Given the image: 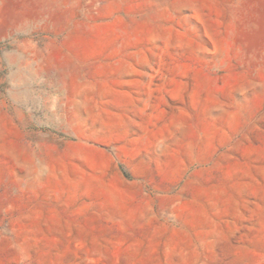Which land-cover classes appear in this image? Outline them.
<instances>
[{"label": "rangeland", "instance_id": "obj_1", "mask_svg": "<svg viewBox=\"0 0 264 264\" xmlns=\"http://www.w3.org/2000/svg\"><path fill=\"white\" fill-rule=\"evenodd\" d=\"M0 264H264V0H0Z\"/></svg>", "mask_w": 264, "mask_h": 264}, {"label": "bare ground", "instance_id": "obj_2", "mask_svg": "<svg viewBox=\"0 0 264 264\" xmlns=\"http://www.w3.org/2000/svg\"><path fill=\"white\" fill-rule=\"evenodd\" d=\"M95 128V127H94ZM47 175V174H46Z\"/></svg>", "mask_w": 264, "mask_h": 264}]
</instances>
